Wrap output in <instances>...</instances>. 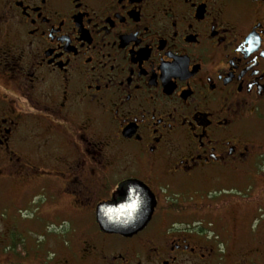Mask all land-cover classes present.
<instances>
[{"label":"flooded vegetation","instance_id":"obj_1","mask_svg":"<svg viewBox=\"0 0 264 264\" xmlns=\"http://www.w3.org/2000/svg\"><path fill=\"white\" fill-rule=\"evenodd\" d=\"M0 264H264V0H0Z\"/></svg>","mask_w":264,"mask_h":264},{"label":"water","instance_id":"obj_2","mask_svg":"<svg viewBox=\"0 0 264 264\" xmlns=\"http://www.w3.org/2000/svg\"><path fill=\"white\" fill-rule=\"evenodd\" d=\"M155 197L142 181L129 178L119 182L111 199L96 206V221L102 231L131 235L150 220Z\"/></svg>","mask_w":264,"mask_h":264},{"label":"rangeland","instance_id":"obj_3","mask_svg":"<svg viewBox=\"0 0 264 264\" xmlns=\"http://www.w3.org/2000/svg\"><path fill=\"white\" fill-rule=\"evenodd\" d=\"M260 220H261L260 216H257V218L254 219L253 221L247 222V230L249 232L257 231L258 227L260 226V223H259ZM218 229H220V228H218ZM222 238L226 239V237H224L223 235H222Z\"/></svg>","mask_w":264,"mask_h":264}]
</instances>
